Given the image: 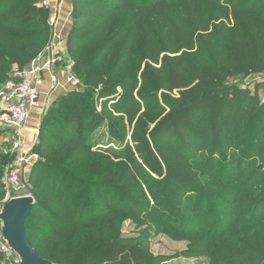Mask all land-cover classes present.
Instances as JSON below:
<instances>
[{
    "label": "trees",
    "instance_id": "1",
    "mask_svg": "<svg viewBox=\"0 0 264 264\" xmlns=\"http://www.w3.org/2000/svg\"><path fill=\"white\" fill-rule=\"evenodd\" d=\"M71 1L67 50L88 89L50 105L32 150L36 206L26 235L37 254L54 264H170L120 235L96 240L80 261L69 243L88 212L79 200L132 208L146 196L130 144L143 112L155 125L138 149L176 202L191 208L197 199L202 212L214 201L217 232L247 220V237L225 264H264V81L247 82L264 75V0ZM40 4L0 0V86L18 81L50 44L51 10ZM12 160L0 153V202ZM183 227L192 246L179 256L211 258V232Z\"/></svg>",
    "mask_w": 264,
    "mask_h": 264
},
{
    "label": "rangeland",
    "instance_id": "2",
    "mask_svg": "<svg viewBox=\"0 0 264 264\" xmlns=\"http://www.w3.org/2000/svg\"><path fill=\"white\" fill-rule=\"evenodd\" d=\"M63 46L67 49L66 40ZM251 80L254 83L258 82L256 76L247 82L249 83ZM236 81L238 82L240 79ZM80 82L81 84L77 87L72 86L73 89L87 90L84 82L81 80ZM259 95L261 101L264 102V90L260 91ZM142 114L143 112L137 114L136 123L130 135V144L133 148L131 164L147 188L146 196L138 202L137 206L132 208H123L117 205V200L107 202L105 198L99 201L90 199L86 204H84L85 201L79 200L77 209H83L87 205L88 212L84 220H81L80 226L74 230L73 241H69L75 247L74 256L80 261L85 258L87 251L96 240L120 235L125 238L139 239L137 244L144 246L153 255L165 259L170 264H225L230 256L237 254L235 250L242 246V241L247 237L249 230L247 220L236 222L232 227L225 225L221 231L217 232L213 229L216 214L214 201L202 212L197 199L191 208L183 207L176 202L175 197L170 194L161 178L151 169L145 155L138 149L146 130L155 125L144 120ZM103 131L104 129L101 132ZM38 136L35 145L38 143ZM5 137L7 135L0 138V153L3 155ZM29 147L27 146V149L33 150L32 146ZM101 147H107V138ZM37 160L36 156L33 166ZM33 166L27 168L23 173L19 197L31 196L28 179ZM210 192L215 191L210 189ZM241 198L244 199L245 195H242ZM93 203H101L102 206L91 205ZM251 208L249 203L243 205L241 215L248 217ZM185 223L195 225L197 227L196 232H211L209 238L214 240L211 258L185 259L179 256L182 251L192 246V243L185 238L192 236L193 231H183L185 228H182V225ZM33 228L34 225L32 224L29 230H33ZM47 231L48 228L43 229L39 236ZM35 239L38 240L39 238Z\"/></svg>",
    "mask_w": 264,
    "mask_h": 264
},
{
    "label": "built area",
    "instance_id": "3",
    "mask_svg": "<svg viewBox=\"0 0 264 264\" xmlns=\"http://www.w3.org/2000/svg\"><path fill=\"white\" fill-rule=\"evenodd\" d=\"M53 0H41V6L52 9ZM55 21L51 19L52 28ZM57 43L49 44L45 52L36 58L24 70L17 72L18 81H10L0 86V129L8 131L4 139V155L13 160L4 168L2 184L5 192L0 202V209L14 198L22 188V176L27 168L33 166L36 155L26 148L25 129L33 113L41 107L40 91L37 84L45 74H49L52 91L57 90L62 80L65 84L77 87L81 84L73 69L76 65L68 50L64 48V40L56 37ZM60 68L61 79L55 75ZM264 81V75L256 76ZM0 264H21L19 256L9 246L3 235V223L0 220Z\"/></svg>",
    "mask_w": 264,
    "mask_h": 264
},
{
    "label": "crops",
    "instance_id": "4",
    "mask_svg": "<svg viewBox=\"0 0 264 264\" xmlns=\"http://www.w3.org/2000/svg\"><path fill=\"white\" fill-rule=\"evenodd\" d=\"M73 3L71 0H53L52 9H51V19L55 21L51 43L56 44V37L59 36L65 42L68 34L70 33L73 25ZM63 42V43H64ZM60 68L57 69L55 75L60 77ZM52 82L49 74H45L37 84V88L40 91V102L41 107L37 109L32 117L30 118L26 129H25V137H26V148L27 146L33 148L37 139V136L40 131V126L43 117L45 116L47 110L50 105L62 94L76 90L73 89L72 86L65 84V81L62 80L61 86L52 91ZM29 147V148H30Z\"/></svg>",
    "mask_w": 264,
    "mask_h": 264
},
{
    "label": "water",
    "instance_id": "5",
    "mask_svg": "<svg viewBox=\"0 0 264 264\" xmlns=\"http://www.w3.org/2000/svg\"><path fill=\"white\" fill-rule=\"evenodd\" d=\"M35 206L33 196L14 198L1 206L4 239L19 256L21 264H54L37 254L26 235V222Z\"/></svg>",
    "mask_w": 264,
    "mask_h": 264
}]
</instances>
